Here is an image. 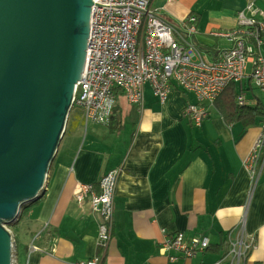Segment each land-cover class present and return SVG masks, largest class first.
Instances as JSON below:
<instances>
[{"label": "crops", "instance_id": "crops-1", "mask_svg": "<svg viewBox=\"0 0 264 264\" xmlns=\"http://www.w3.org/2000/svg\"><path fill=\"white\" fill-rule=\"evenodd\" d=\"M252 3L253 14L264 24V0H154L153 6L175 26L195 15L194 42L211 61L231 46L213 34L238 30V13L250 12ZM252 69L250 59L245 77L223 91L201 126L185 112L188 104L197 103L195 94L176 84L164 103L150 83L141 106L119 92L113 115L103 122L86 124L84 111L76 107L46 191L26 215L33 222L31 243L36 238L27 261L264 264V168L260 172V162L253 174L246 163L264 118V92L255 85ZM240 95L247 100L244 106L238 104ZM119 168L112 239L102 247L101 216L89 200L80 204L76 194L80 183L97 186L103 175ZM178 233L186 243L206 237L210 246L188 259L163 250ZM247 246L234 260L233 249Z\"/></svg>", "mask_w": 264, "mask_h": 264}, {"label": "built area", "instance_id": "built-area-1", "mask_svg": "<svg viewBox=\"0 0 264 264\" xmlns=\"http://www.w3.org/2000/svg\"><path fill=\"white\" fill-rule=\"evenodd\" d=\"M92 1L86 65L73 100V108L84 111L86 124L111 118L119 92L124 93L131 104L141 106L144 86L150 83L155 96L163 103L174 84L195 94L197 103L188 104L185 112L196 126H201L223 91L245 77L250 59H253L251 77L264 92V24L252 12L254 3L249 6L250 12L238 13V30L213 34L226 39L231 46L219 52L216 60L209 61L191 41L198 32L196 16L190 15L182 25L175 26L155 10L154 0ZM249 38H253V44ZM238 103L246 105L244 95L238 97ZM263 153L264 118L261 136L246 160L253 174L258 172L260 162V172L264 168ZM121 172L119 168L106 173L97 186L82 183L78 186L76 200L80 204L89 200L101 216L99 241L102 247H107L112 239L114 195ZM209 246L206 237L186 243L184 234L178 233L164 242L163 250L176 251L188 259ZM247 249L248 246L234 248L231 252L234 260ZM176 259L171 257L172 261ZM12 264H18L16 244ZM26 264H31L30 259ZM73 264H100V261L95 258Z\"/></svg>", "mask_w": 264, "mask_h": 264}, {"label": "water", "instance_id": "water-1", "mask_svg": "<svg viewBox=\"0 0 264 264\" xmlns=\"http://www.w3.org/2000/svg\"><path fill=\"white\" fill-rule=\"evenodd\" d=\"M92 5L0 0V264H12L7 226L46 191L85 70Z\"/></svg>", "mask_w": 264, "mask_h": 264}, {"label": "rangeland", "instance_id": "rangeland-1", "mask_svg": "<svg viewBox=\"0 0 264 264\" xmlns=\"http://www.w3.org/2000/svg\"><path fill=\"white\" fill-rule=\"evenodd\" d=\"M262 52L264 54L263 50H262ZM76 110H77V108L75 107L74 111H73L74 113L73 112L71 113L70 122H69V119H68V123H67V126H66V131H67V128L69 129L71 127L72 121L75 119ZM86 131H87V129H86ZM62 139H61V141H62ZM61 141H60V143L58 145V148H59V146L61 144ZM55 158H56V156H55ZM55 158H54V160H55ZM31 205L32 204L27 205L28 208H23L24 210L22 211V215H21V217L19 218L18 221H16L15 223L7 226L8 230L10 231V233H11V230L13 232V234L11 233V236H12L13 241L16 244V252H17V255H18V264H26L27 263V256L29 255L30 248L32 247L31 244L32 243L34 244V242L36 240V238H34L33 242L31 243L32 236H33V233H34L33 222H28V220L26 218V215H27L28 211L31 210V207H30ZM14 238H15V240H14ZM15 244H14V248H15ZM35 244H37V242Z\"/></svg>", "mask_w": 264, "mask_h": 264}, {"label": "trees", "instance_id": "trees-1", "mask_svg": "<svg viewBox=\"0 0 264 264\" xmlns=\"http://www.w3.org/2000/svg\"><path fill=\"white\" fill-rule=\"evenodd\" d=\"M195 16V15H194ZM197 18V17H196ZM197 20H198V18H197ZM198 33V32H197ZM195 36V35H194ZM194 36L193 37H191V41L195 44V42H194ZM195 46H196V44H195ZM196 48H197V46H196ZM239 97V96H238ZM239 104V103H238ZM241 106V105H240Z\"/></svg>", "mask_w": 264, "mask_h": 264}, {"label": "bare ground", "instance_id": "bare-ground-1", "mask_svg": "<svg viewBox=\"0 0 264 264\" xmlns=\"http://www.w3.org/2000/svg\"><path fill=\"white\" fill-rule=\"evenodd\" d=\"M113 218V217H112ZM12 247H13V243H12Z\"/></svg>", "mask_w": 264, "mask_h": 264}]
</instances>
